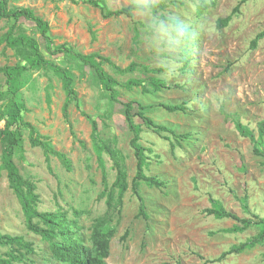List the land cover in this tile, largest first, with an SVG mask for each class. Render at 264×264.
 Masks as SVG:
<instances>
[{"label":"rangeland","instance_id":"374dc122","mask_svg":"<svg viewBox=\"0 0 264 264\" xmlns=\"http://www.w3.org/2000/svg\"><path fill=\"white\" fill-rule=\"evenodd\" d=\"M97 1L110 10L129 5V0ZM240 1L170 0L161 12L188 20L196 33L195 47L187 52V63L183 56L180 74L164 79L171 88L144 93L141 87L118 86L122 100L153 105L149 114L177 135L158 134L144 126L142 143L153 150L147 152L150 158L146 171L158 175L166 185L156 188L145 181L140 183L147 217L139 214L140 200L132 189L126 192L121 213L115 214L117 230L111 239L108 264H264V241L216 260L264 226L231 232L227 229L238 221L205 211L214 198L240 217L264 216V156L254 152L251 140L241 135L234 123L240 120L257 134L258 122L264 120V37L256 47L251 45L264 30V0H246L227 26H217V20L232 14ZM8 6L32 8L48 20L55 45L65 43L85 54L99 52L109 58L114 65L104 60V67L122 83L133 77L162 78L143 47L141 25L134 16L104 17L99 7L84 0H8ZM12 23L0 19V37ZM16 26L17 32L24 31L38 39L47 58L73 73L81 109L97 120L101 136L111 140L124 155L131 185L136 158L123 108L111 101L94 70L71 53L51 57L33 22L23 19ZM19 62L26 63L24 55L0 45V67ZM132 63L133 70H122ZM6 87V78L0 72V89ZM217 97H224V103L216 104ZM17 98L26 106L25 119L71 161V169H67L58 156L47 157L42 147L31 145L29 130L23 128L25 157L18 154L15 162L20 172L37 185L38 209L65 212L68 219L78 223L80 234L90 244L93 220L107 210L91 118L81 112L77 101L70 103L69 116L65 117L67 95L62 79L47 68L25 71ZM10 100L11 96L0 100V110ZM160 102H186L188 108L185 112H169L157 106ZM4 124L2 120L0 129ZM3 146L0 130V164ZM103 155L111 184L116 168L111 155ZM246 197L249 210L243 207ZM126 230L129 234L124 239ZM0 233L19 235L30 243L31 250L23 248L25 255L17 264H67L53 257L49 241L28 228L21 202L2 169ZM9 248L0 244V254Z\"/></svg>","mask_w":264,"mask_h":264},{"label":"trees","instance_id":"16d2710c","mask_svg":"<svg viewBox=\"0 0 264 264\" xmlns=\"http://www.w3.org/2000/svg\"><path fill=\"white\" fill-rule=\"evenodd\" d=\"M78 2L79 0H72ZM101 9L104 17L125 15L132 17L130 4L119 9L110 10L101 5L97 0H84ZM246 0H241L240 3L233 9V13L225 18L217 20L218 28L225 27L229 24L233 14L239 12L240 6ZM170 3V0H161L160 11L165 10ZM0 19H8L13 21L6 33L0 37V45L5 44L6 47L15 49L18 54L24 55L25 61L16 63L15 65H4L0 67V72L6 78V89H0V100L11 96V100L3 110H0V122L5 121L4 128L0 129L2 133L3 149L1 154L0 169L6 170L9 179L10 188L18 196L23 214L25 216L27 226L33 232L40 234L44 239L50 242V249L55 259L67 264H108L106 259L111 253V239L116 233L115 214L121 213L124 198L129 188L140 200L139 214L147 217L145 213L144 198L140 192V183L145 181L148 185L156 188L165 187L166 183L158 175H150L146 169L149 164V155L147 152H152V148L146 147L142 143V132L144 126L152 129L158 134L164 132L177 133L165 124L157 122L152 115L149 114V109L153 105L143 104L139 100H122L119 97L118 86L132 88L134 86L141 87L144 93L161 91L164 88H171L164 79L151 76L148 78H130L125 83H122L114 75H112L103 65V61L114 63L107 57H104L99 52L85 54L77 51L69 44L55 45L51 35L50 22L38 15L32 8H9L8 0H0ZM33 22L40 31L46 42V49L51 57L59 54L71 53L84 66H88L94 70L102 87L108 91V96L114 103H118L123 108V115L127 127L132 133L130 145L133 148L136 158V172L133 176L132 183L129 182V172L126 166V160L121 151L115 148L112 141L104 139L100 133V127L95 118H92L81 109L78 103V93L75 89L74 75L66 67L58 64L55 60L47 58L37 38L28 35L24 31L17 32V23L21 20ZM264 37V30L256 35L252 40V47H256L258 41ZM187 52L184 53V59L187 63ZM47 68L58 75L63 82V87L67 98L63 105V113L68 118L69 105L73 101H77V106L81 112L91 118L92 123V140L98 160L103 169V182L105 189L103 196L106 198L107 210L104 214L97 216L91 225V235L89 237L90 244L85 242L84 237L80 234L81 227L76 221H71L62 211H40L38 204L40 196L37 193L36 183L29 177L24 176L15 162V157L19 154L24 158V138L23 128L29 130V140L32 146H40L45 151L47 157L50 155L58 156L67 169H71V161L67 154L55 149L50 140L42 135L39 129L24 117L26 106L23 101L17 98L21 89L22 77L25 71L30 69ZM135 68L132 63L129 67L122 69L131 71ZM160 71L159 69H155ZM157 106L163 107L169 112H177L187 110L186 102L168 103L160 102ZM139 118L140 121H136ZM235 126L241 135L251 140L254 145V152L257 155L264 156V120L258 122L257 134L254 129L244 124L240 120H234ZM166 138H169L166 136ZM172 148L174 144L172 143ZM104 152H108L114 161L116 168V178L110 184L108 174L105 167ZM212 206L205 211L218 218H232L238 223L234 224L227 230L231 232H241L250 226H264V216L261 217L254 214V219L240 217L237 213L226 209L223 204L212 198ZM243 207L249 210L247 197L243 200ZM79 214V212H76ZM129 234L126 230L123 238ZM264 241V227L255 235L248 238L246 241L233 245L228 251L223 252L216 260H222L228 254L241 253L247 249H252ZM0 244L9 245V249L3 254H0V264H17L23 260L25 253L31 250V245L25 242L23 237L8 233H0Z\"/></svg>","mask_w":264,"mask_h":264},{"label":"clouds","instance_id":"9594fccd","mask_svg":"<svg viewBox=\"0 0 264 264\" xmlns=\"http://www.w3.org/2000/svg\"><path fill=\"white\" fill-rule=\"evenodd\" d=\"M160 3L161 0H129L130 10L141 25L144 49L161 77L169 80L180 74L184 53L195 47L196 33L188 20L162 13ZM192 10L197 11L195 5ZM215 103L223 104L224 97H217Z\"/></svg>","mask_w":264,"mask_h":264}]
</instances>
